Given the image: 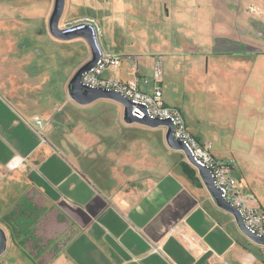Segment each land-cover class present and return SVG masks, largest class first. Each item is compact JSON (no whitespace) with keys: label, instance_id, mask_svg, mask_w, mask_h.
Returning <instances> with one entry per match:
<instances>
[{"label":"crops","instance_id":"crops-1","mask_svg":"<svg viewBox=\"0 0 264 264\" xmlns=\"http://www.w3.org/2000/svg\"><path fill=\"white\" fill-rule=\"evenodd\" d=\"M85 1L97 8L100 0ZM107 1L116 5L112 15L129 13L127 28L136 30L129 33L142 42L127 53L133 61L121 60L106 69L105 77L138 80L140 90L150 92L153 66L161 59L172 72L167 87L190 93L181 106L163 103L191 113L196 134L187 128L217 160L221 150L231 158L235 149L264 146V100L259 103L257 87L258 81L264 85L258 78L264 64L252 47L264 21L248 12L260 0ZM83 2L65 0L59 24L83 18L104 22L93 16L68 21L66 11ZM52 7L53 0L47 10L34 1L26 7L31 18L42 19L49 36ZM139 9L144 23L136 18ZM150 28L154 39H149ZM109 45L106 52L121 53ZM10 50L14 57L0 63V227L6 234L0 264H264V244L251 240L234 216L214 203L184 151L167 144L166 131L153 138L143 135L158 127L127 124L123 110L118 118L124 127H113L111 118L99 120L86 112L96 100L81 105L68 96L71 73L90 54L68 71L58 100L40 94L41 85L53 83L45 66L31 70L32 55ZM142 77L149 78L147 85L140 83ZM161 87L163 96V79ZM195 91L203 95L194 97ZM34 103L45 105L36 111ZM219 105L228 106L227 118ZM36 116L44 123L39 133ZM236 156L226 162L233 166L236 187L252 196L246 201L250 207L264 211L263 178L244 173V159ZM13 158L25 164L8 170ZM156 246L159 252L153 251Z\"/></svg>","mask_w":264,"mask_h":264},{"label":"rangeland","instance_id":"rangeland-1","mask_svg":"<svg viewBox=\"0 0 264 264\" xmlns=\"http://www.w3.org/2000/svg\"><path fill=\"white\" fill-rule=\"evenodd\" d=\"M37 3L38 5L42 6L41 9L47 10L49 3L51 0H0V63H4L10 61L14 55L9 53L11 50L10 48L20 49L23 53H28L32 55V63H31V70H37L38 67L45 66L44 71L46 74H49L50 78H52L53 83L51 85L45 84L41 85V93L44 96L52 95L56 99H61L62 94V86L65 79V76L68 74V71L75 66L79 59L84 58L86 55L90 54V49L83 39H76L80 37H75L65 41H58L56 42L51 38V36L46 35L44 29V23L42 19L31 18V14L26 11V7L31 5L32 2ZM261 4L258 6H250L248 7V12L254 13L260 20L264 21V0H260ZM82 2V1H81ZM85 2V4H83ZM81 3H74L70 9V11H66L65 18L70 21L74 18H79L81 16H93L94 18H102L104 22H97L100 27L101 34L99 35V44L102 49H106V46H111L115 48V50H120L121 53H118V56L127 55L128 51L136 50V45L141 44L142 40L138 39V37L133 36L136 31L132 29L130 31L127 28V16L126 11H121L119 14L112 15L113 7L116 8L112 2L107 0H100L99 6L93 7L89 2L84 0ZM71 6V2L68 1V7ZM36 7V6H35ZM252 8V9H251ZM137 9V8H135ZM26 11V12H25ZM112 15V16H111ZM111 16V17H110ZM137 16H141L142 19L137 18ZM145 13L143 9H139L136 18L141 20L144 23ZM104 17V18H103ZM140 17V18H141ZM109 19L108 29H105L106 24L105 20ZM261 22V21H260ZM259 22V23H260ZM262 23V24H261ZM260 25H264V22H261ZM60 25V24H59ZM134 25V28H137ZM61 28H64V25H60ZM148 32L149 39H154V30L149 29ZM131 32V33H129ZM146 32V31H145ZM170 31V35H171ZM177 40V44L180 42V38L176 34L174 37ZM148 40V39H146ZM150 42H146L149 45ZM254 48V55L259 64H264V27L259 26L257 39L252 44ZM133 48V49H132ZM9 51V52H8ZM79 67V66H78ZM77 67V69H78ZM76 69V70H77ZM75 70V71H76ZM73 71L72 75L75 73ZM162 72H163V99L164 101H168L171 104L180 105L182 100H186L190 93H184L183 91L180 93L174 91L173 87H167V83L171 80L172 72L170 67L167 66L165 63L163 65L162 62ZM70 77V78H71ZM69 78V79H70ZM258 78L264 79V69L259 68L258 71ZM166 85V86H165ZM258 94H259V103L264 100V85L258 81ZM146 90H149V86H146ZM194 97H198L203 95L198 93L197 91L194 92ZM36 95V92H35ZM41 95V96H42ZM43 96V97H44ZM41 100V99H40ZM60 101H58L59 104ZM209 104H213L210 103ZM45 103L43 104L44 107ZM208 105V104H207ZM208 105V106H210ZM221 113L225 114L226 118L229 114L228 106L226 105H219ZM39 104L34 103L33 109L36 111H40L43 108ZM87 113L92 115L94 118L98 119L102 117L101 120H105L111 118L113 121V127L123 128L124 123L120 121L118 118V113L123 110V105L118 103L115 104L112 101L99 99L95 102L91 103L86 107ZM181 110L184 114V118L186 124L190 131L193 134H196V127L197 123L192 118L191 113H187L185 108L182 106ZM223 119V118H221ZM100 120V119H99ZM134 126H137V123H132ZM137 129V132L142 133V129ZM241 130H247V127H240ZM157 131H160L162 135H164L166 128L165 127H158L156 131H147L144 132L143 135H148L149 137L153 138L158 136ZM50 137H47V139ZM238 141V140H237ZM150 142V139H149ZM233 142V141H232ZM240 143L244 141H238ZM52 143V142H51ZM245 146L248 144L245 142L243 143ZM53 145V143H52ZM55 150L56 146L53 145ZM212 150L213 147H212ZM219 152V151H218ZM235 154L231 153L232 157H229V151L227 149L221 150L220 154L217 153L218 158L222 162H227L228 160L235 161L236 154L241 153L240 158L244 159L242 169L244 173L251 174L255 173L260 178L264 180V146L259 147L257 151H251L248 149L242 148L241 151H233ZM252 152V154H251ZM251 159H258L263 165H259L256 163L250 162ZM238 158V157H237Z\"/></svg>","mask_w":264,"mask_h":264},{"label":"built area","instance_id":"built-area-1","mask_svg":"<svg viewBox=\"0 0 264 264\" xmlns=\"http://www.w3.org/2000/svg\"><path fill=\"white\" fill-rule=\"evenodd\" d=\"M84 26H88L91 30L98 51V61L93 68L82 75L81 82L90 88H100L120 94L131 102V114L137 119L147 117L168 120L173 126V137L182 143L183 149L190 155L192 162L204 166L210 171L214 185L219 189L221 197L238 210L247 231L253 235L264 236V211H258L247 204L246 201L252 196L241 194L236 187L235 179L231 174L233 168L231 162L217 160L211 153L210 146L200 143L189 131L182 111L163 103L161 59H157L153 66L150 92L140 90L138 80L119 81L107 78L104 76L107 68L117 67L123 59L133 61V57L131 55H113L102 49L99 44L100 27L94 19L83 18L68 23L63 29L71 31ZM140 83L147 85L149 78L142 77ZM33 121L37 127L36 131L39 133V129L44 126L43 120L36 116ZM24 164L23 158H13L7 162L6 167L8 170H14ZM159 250V246L153 247V251L159 252Z\"/></svg>","mask_w":264,"mask_h":264},{"label":"water","instance_id":"water-1","mask_svg":"<svg viewBox=\"0 0 264 264\" xmlns=\"http://www.w3.org/2000/svg\"><path fill=\"white\" fill-rule=\"evenodd\" d=\"M64 5L65 0H53V7L47 22V30L49 34L53 38L62 41L69 40L75 37H81L86 41L90 49V58L80 67H78V69L75 71V73L67 83L66 89L68 96L76 103L81 105L88 104L99 98L110 99L123 105V120L125 123H138L149 127H165V140L167 144L173 149L184 151V154L186 155L188 161L197 168L198 174L205 187L211 194L214 203L219 208L231 213L235 218L238 228L251 240L258 244H264V236H257L249 233V231H247L244 226L243 220L239 215L238 210L221 197L219 189L214 185V181L211 177L210 171L206 167L199 166L196 163L192 162L190 155L183 149L182 143L173 137V126L168 120L158 118L150 119L147 117L144 119H137L131 114V102L122 97L120 94L100 88H90L81 82L82 75L96 65L98 61V51L95 46L91 30L88 26H84L81 29L71 31H67L66 29L59 27V20L63 13ZM5 249L6 234L5 231L0 227V255L5 251Z\"/></svg>","mask_w":264,"mask_h":264},{"label":"trees","instance_id":"trees-1","mask_svg":"<svg viewBox=\"0 0 264 264\" xmlns=\"http://www.w3.org/2000/svg\"><path fill=\"white\" fill-rule=\"evenodd\" d=\"M186 172L191 178H193V173L189 168H186Z\"/></svg>","mask_w":264,"mask_h":264}]
</instances>
